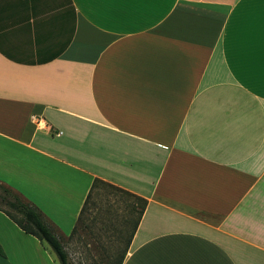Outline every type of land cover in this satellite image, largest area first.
Wrapping results in <instances>:
<instances>
[{
    "label": "crops",
    "instance_id": "1",
    "mask_svg": "<svg viewBox=\"0 0 264 264\" xmlns=\"http://www.w3.org/2000/svg\"><path fill=\"white\" fill-rule=\"evenodd\" d=\"M95 179L121 264H264V0H0V182L63 240ZM0 264L59 262L0 211Z\"/></svg>",
    "mask_w": 264,
    "mask_h": 264
},
{
    "label": "rangeland",
    "instance_id": "2",
    "mask_svg": "<svg viewBox=\"0 0 264 264\" xmlns=\"http://www.w3.org/2000/svg\"><path fill=\"white\" fill-rule=\"evenodd\" d=\"M93 200L96 206H89L77 232L63 239L70 264H116L137 219L133 200L105 185L95 189Z\"/></svg>",
    "mask_w": 264,
    "mask_h": 264
},
{
    "label": "trees",
    "instance_id": "3",
    "mask_svg": "<svg viewBox=\"0 0 264 264\" xmlns=\"http://www.w3.org/2000/svg\"><path fill=\"white\" fill-rule=\"evenodd\" d=\"M99 185H105L114 192H118L130 198L131 200H133V202H131L129 206L133 211L137 210L138 216L134 222V227L127 242V246L116 262V264H121L123 257L126 255L131 240L147 207L146 199L136 196L122 188L104 182L100 179H95L92 184L91 190L86 198V201L81 209L77 224L74 227L69 238H71L77 232V226L81 222L85 212L89 210V206H96L95 201L93 200V193ZM0 211L4 212L25 233L36 237L42 243L48 245V247L56 255L59 264H70L69 254L65 249L63 240L55 233L54 228L44 217L42 212L36 206L26 201L13 188L5 185L2 182H0Z\"/></svg>",
    "mask_w": 264,
    "mask_h": 264
}]
</instances>
